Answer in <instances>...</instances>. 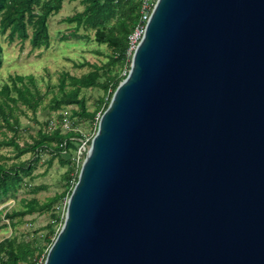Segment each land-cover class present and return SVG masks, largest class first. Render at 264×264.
<instances>
[{"label":"water","instance_id":"95a60500","mask_svg":"<svg viewBox=\"0 0 264 264\" xmlns=\"http://www.w3.org/2000/svg\"><path fill=\"white\" fill-rule=\"evenodd\" d=\"M43 264H264V0H156Z\"/></svg>","mask_w":264,"mask_h":264},{"label":"trees","instance_id":"16d2710c","mask_svg":"<svg viewBox=\"0 0 264 264\" xmlns=\"http://www.w3.org/2000/svg\"><path fill=\"white\" fill-rule=\"evenodd\" d=\"M62 1L0 0V35H6L9 44L17 39L21 43L28 41L31 50L47 49L50 44L48 20L59 13ZM80 5V12L64 18L62 22L73 24L74 32L80 28L93 32L92 40L110 51L106 61L100 65L88 62L76 64L77 69L88 68L78 77L60 72L52 88L56 89V93L50 99L49 106L48 103L42 105L46 93L38 89L32 75L9 76L8 82L0 86V148L9 149L12 154L0 155V205L6 200H15L23 187L28 186V193L33 196L21 200L18 210H0V230L10 229V235L0 241V264H43L58 233L55 228L63 223L66 202L77 181L85 154L76 159L83 136L75 131L73 119L93 123L94 135L98 119L129 70L131 56H127L128 37L139 19L140 0H80ZM75 38L80 37L75 35ZM1 55L0 45V68ZM90 89L101 92L92 111L88 110L83 95L84 91ZM63 108L70 109L67 118L72 121V127L65 131L63 123L66 117L58 114L56 123L53 124L50 119L39 123V129L20 143L19 116L28 117L30 114L37 121L38 111L49 109L57 112ZM90 141H87V146ZM26 155L29 159L23 160ZM44 155L48 156L45 173L54 161L60 168H65V172L60 179L62 191L39 202L34 196L46 187H31L25 180L31 182L35 178L33 172ZM35 214H49V223L31 234L17 233L23 218Z\"/></svg>","mask_w":264,"mask_h":264},{"label":"rangeland","instance_id":"374dc122","mask_svg":"<svg viewBox=\"0 0 264 264\" xmlns=\"http://www.w3.org/2000/svg\"><path fill=\"white\" fill-rule=\"evenodd\" d=\"M60 5L61 10L59 13L50 17L48 20L50 44L47 49L40 48L31 50L28 41L21 43L17 39L9 44L6 35H0V45L2 47L0 86L8 82L9 76L32 75L36 79L38 89L42 93H46V97L42 104L43 106L47 103L48 106L50 105V99L56 93V89L52 90V88L56 85L60 72L65 71L70 75L78 77L86 73L88 68L84 67L82 69H77L75 68L76 64L88 62L90 64L100 65L106 61V56L110 53L107 47L99 46L92 40L93 32H85L81 28L74 32L73 24L69 25L62 22L64 18L70 17L82 10L80 0H63ZM72 34L80 38H75V35L73 36ZM83 95L86 99L88 110L92 111L96 99L101 95V92L96 89H90L84 91ZM58 114L66 117L63 123V129L65 131L72 127V121L67 118L70 115L69 108H63L57 112L50 111L49 109L40 110L36 114L37 121H34L30 114H28V117L19 116L21 124L20 143H22V140H27L29 134H34L39 129V123H44V121L48 119H50L53 124L56 123V116ZM73 122H75V126H73L75 131L82 134L83 142L93 137V123L77 121L76 119H73ZM0 155L11 156L12 154L9 149L0 148ZM47 158L48 156L44 155L37 163L33 172L35 178L31 182L27 179L25 180V183L30 184L31 187L39 185L46 187L44 191L34 196L39 202H44L48 197L60 193L63 189L60 179L61 175L65 172V168H60L57 162L54 161L51 168L45 173V160ZM22 159L27 160L29 156L26 155ZM28 189V186L23 187L18 192L16 199L6 200L0 205V210L4 208L6 211L20 209L21 200L33 197L28 193ZM49 221V214L27 216L23 218L21 224L17 227V233L31 234L33 231L45 227ZM3 222L7 223V221L4 220ZM60 227L61 226L58 228L56 227L55 231H59ZM9 235L10 229L0 230V241Z\"/></svg>","mask_w":264,"mask_h":264},{"label":"built area","instance_id":"2783aa9c","mask_svg":"<svg viewBox=\"0 0 264 264\" xmlns=\"http://www.w3.org/2000/svg\"><path fill=\"white\" fill-rule=\"evenodd\" d=\"M155 2L156 0H140L139 19L136 22L131 34L128 37L127 56L132 55L138 43L140 42L144 32L145 25L149 19V16L152 12ZM87 141L88 139L82 142V145L78 150L77 160L82 155V153L86 151Z\"/></svg>","mask_w":264,"mask_h":264}]
</instances>
